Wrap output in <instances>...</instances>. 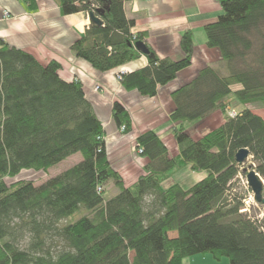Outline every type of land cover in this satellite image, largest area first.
<instances>
[{
	"label": "trees",
	"instance_id": "16d2710c",
	"mask_svg": "<svg viewBox=\"0 0 264 264\" xmlns=\"http://www.w3.org/2000/svg\"><path fill=\"white\" fill-rule=\"evenodd\" d=\"M24 1L35 8L36 0ZM219 1L223 14L204 30L228 74L206 67L173 93L178 155L171 156L156 131L139 134L136 150L147 162L130 186L109 159L104 123L82 82L63 79L59 61L43 64L0 39V264H184L199 255L264 264V219L244 213L245 198L231 191L240 173L247 176L236 161L241 149L250 151L252 169L264 177V117L250 108L264 109V0ZM125 2L59 0L64 16L84 12L101 20H91L72 44L76 57L105 73L146 56L148 66L122 74L120 82L153 98L192 65L193 33L182 36V59H162L146 33L133 31ZM139 42L148 55L136 48ZM232 98L242 106L234 117L227 112ZM216 112L224 123L200 138L184 126ZM112 115L123 134L134 132L121 101ZM77 154L81 161L40 186L6 182L24 170L48 175ZM186 166L206 176L189 188L163 187ZM109 182L118 191L106 198Z\"/></svg>",
	"mask_w": 264,
	"mask_h": 264
},
{
	"label": "crops",
	"instance_id": "0c3cea01",
	"mask_svg": "<svg viewBox=\"0 0 264 264\" xmlns=\"http://www.w3.org/2000/svg\"><path fill=\"white\" fill-rule=\"evenodd\" d=\"M29 6L24 0H0V39L12 47L32 53L43 64L59 61L63 79L82 82L96 115L104 123L108 156L113 167L121 173L126 186L134 184L143 170L135 168L138 135L156 131L172 147V130L177 126L170 119L175 108L173 93L194 80L206 67L225 69L219 51L207 47L204 30L207 23L223 14L220 1L126 0L124 10L128 19L135 22L133 31L146 33L148 44L162 59H182V36L186 31L193 33L195 51L192 65L181 71L175 80L160 87L158 95L153 98L142 97L137 91H126L117 80L121 72H134L148 66L146 56L122 68L99 72L71 50L72 44L90 26L88 13L64 16L59 0H36L33 10ZM116 100L121 101L131 113L133 133L123 134L114 122L112 108ZM199 124L184 123V126L191 129ZM199 175V181L206 176L205 173ZM199 256L206 258L210 255ZM196 257L186 259L184 264H200L195 261Z\"/></svg>",
	"mask_w": 264,
	"mask_h": 264
},
{
	"label": "rangeland",
	"instance_id": "374dc122",
	"mask_svg": "<svg viewBox=\"0 0 264 264\" xmlns=\"http://www.w3.org/2000/svg\"><path fill=\"white\" fill-rule=\"evenodd\" d=\"M223 64H224V68H226V63L224 62ZM218 70L224 76L228 74L227 69H218ZM117 80L119 81L118 76H117ZM228 102H229V106H228L229 110L227 112H228V115L230 116L234 112L236 113V111H239V109L242 107L234 98H232ZM255 107H258V106L254 105L253 108L250 106V108L253 109L256 113L264 117V109H257ZM205 122H208L210 125H206ZM222 123H224V116H222L221 113L219 114V112L218 113L216 112L209 118L204 119L198 126H196L195 128L194 127L192 128L196 132V134H194V137L200 138L206 135L207 133H209L210 131H212V129H215L216 127L220 126ZM122 130L123 129H121V131ZM169 148H170L171 156L178 155V148L175 146V144L172 143V147L169 145ZM139 154L135 162V166H136L135 168L137 169V167L139 168L141 167L143 169L142 170V175H143L145 173L144 166L147 162V159L145 160L141 158ZM81 159H82V156L80 154H77L71 157L70 159L66 160L62 164L51 169L48 175H44L37 171L24 170L15 177L7 178L6 182L8 183V185H11L15 182L22 181V180H32L36 183V186H40L41 184L46 182L50 177L52 178V177L58 176L62 172L76 165L79 161H81ZM256 164L257 163H255L253 158L251 157L249 161L246 162L245 165L242 166V169H247L248 172L252 171L253 170L252 167L254 166L255 168L257 167ZM259 176L261 177V175ZM199 179H200L199 172H194L193 170H191L190 166H186L185 168L180 169L174 176L165 180L163 182V187L169 188L170 186L174 184H180L181 186L185 188H189L195 183L199 182ZM261 180L264 183V177H261ZM233 185H234L233 186L234 190H231L233 194L238 198L239 197L245 198V204H244V209H243L244 213L247 212L248 216L254 219H264V205L259 204L254 200V195L251 189L249 188L247 177L245 176V174L240 173L238 177L235 179ZM107 187L108 189H107V193L105 194V197L111 198L117 193L118 190L113 184V182H109L107 184ZM195 261L199 262L200 264H229V259L227 258H224L220 262H218L214 260L212 256H207L206 258L204 256H198L195 258Z\"/></svg>",
	"mask_w": 264,
	"mask_h": 264
},
{
	"label": "water",
	"instance_id": "95a60500",
	"mask_svg": "<svg viewBox=\"0 0 264 264\" xmlns=\"http://www.w3.org/2000/svg\"><path fill=\"white\" fill-rule=\"evenodd\" d=\"M90 20L94 21L95 23L101 24V20L93 17L92 15H90ZM135 46L142 54H149V49L147 48L145 43L139 42L136 43ZM251 157V153L248 149H241L236 155V161L240 166H243L246 162L249 161ZM245 172L247 173V182L254 195V200L259 204H264V184L261 180V177L255 170L248 172V170L245 169Z\"/></svg>",
	"mask_w": 264,
	"mask_h": 264
},
{
	"label": "built area",
	"instance_id": "2783aa9c",
	"mask_svg": "<svg viewBox=\"0 0 264 264\" xmlns=\"http://www.w3.org/2000/svg\"><path fill=\"white\" fill-rule=\"evenodd\" d=\"M88 17L90 18V15H89V14H88ZM122 74H125V73H124V72H121V73L118 74V79H119V81L121 80V75H122ZM231 116H232V117L236 116V113L234 112L233 114H231ZM122 129L124 130V127H123ZM123 130H122V131H123ZM263 184H264V183H263Z\"/></svg>",
	"mask_w": 264,
	"mask_h": 264
}]
</instances>
